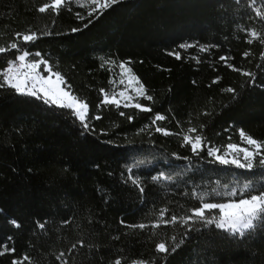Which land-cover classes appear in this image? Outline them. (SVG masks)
I'll return each instance as SVG.
<instances>
[{"label": "trees", "instance_id": "obj_1", "mask_svg": "<svg viewBox=\"0 0 264 264\" xmlns=\"http://www.w3.org/2000/svg\"><path fill=\"white\" fill-rule=\"evenodd\" d=\"M51 2L0 0V47L20 44L0 53V71L24 50L40 53L88 104L89 128L70 108L0 87V251L15 249L0 264L25 255L24 264H264V219L241 235L160 216L228 199L213 190L264 191V167L221 165L207 152L245 146L241 130L264 142V0H119L92 16L91 0H67L58 12L38 11ZM31 32L34 42L15 36ZM121 62L153 97L137 99L151 111L104 102ZM157 114L164 119L153 124ZM184 135H201L202 150L193 153ZM187 161L207 173L174 189L153 181L154 163Z\"/></svg>", "mask_w": 264, "mask_h": 264}, {"label": "snow or ice", "instance_id": "obj_2", "mask_svg": "<svg viewBox=\"0 0 264 264\" xmlns=\"http://www.w3.org/2000/svg\"><path fill=\"white\" fill-rule=\"evenodd\" d=\"M118 2L119 0H103V2H101V0H91V4L94 5V7L91 8V10L88 12V15L92 16L93 13L97 12L102 14L104 10L110 8L112 5ZM65 3H67V0H52L50 4L45 3L40 6L38 11L40 13H44L49 8H51L53 11L58 12L61 6ZM77 16L79 19H84V17L79 13H77ZM89 23H91V20H89ZM85 27H87V25H85ZM72 31H78V29H73ZM252 35L255 36L256 33L253 32ZM15 36L17 40L22 39L24 43L34 42L36 39H38V36L35 32H31L30 34L16 33ZM180 47L188 48L191 47V45L182 44ZM19 48L20 44L18 42H11L7 48L0 47V53H5L11 49ZM201 50L205 51L206 49L202 47ZM172 54H174L177 59L180 58L179 52ZM30 55V52L24 50L22 51V54L16 57L15 60L7 61V67L0 71V87H9L14 89L17 94L30 95L44 99L46 103L55 105L57 107H67L74 109V115H76L81 121L82 126L85 129H88V104L82 100H79L70 91L60 87L61 84L66 85V81H64L60 73H53V70L51 66L48 65L47 61L41 59L26 63V60ZM35 55L39 57L40 53L37 52ZM244 55H248V53L246 52ZM220 59L227 63L226 57H220ZM41 65H43L42 71ZM229 67H231V65H229ZM119 68L121 69L122 74H131L128 81L129 84H132L133 81L139 83V78L132 74L131 68L126 67L125 62H121L119 64ZM43 73H47V75ZM244 74L251 75L250 73ZM53 76H55V79H53ZM120 82L123 83L124 81L121 80ZM215 82L217 81L214 80L213 83ZM101 91L103 92L104 90L101 89ZM135 91L138 96L145 97L149 101L153 99L152 96L146 95V90L144 89L143 84H140V87L135 89ZM228 91L234 92L235 90L228 89ZM117 95L124 97L129 101L132 99V97L126 96L125 92L121 91L119 93H113L111 98L105 94L104 102L115 103L118 105L120 102L116 100ZM124 106H133L141 109L142 111H151L150 108H146L140 103H136L134 105L126 103ZM121 115H123V113H121ZM94 118L99 119V117ZM163 119V116L157 114L152 123L155 124L156 121ZM156 131H163L165 135L172 134L160 127H157ZM189 131L195 133L196 129L192 128ZM240 136L242 138V142L248 145V147H241L238 144L229 143L226 145L223 154H221V150L219 148L208 147V155L213 157L214 160L219 162L221 165H234L239 169L252 170L257 166V164L264 167V142L257 141L250 135H246L243 130H241ZM183 142L184 144L191 145L193 153L199 152L204 147L203 137L201 135H195L194 137L191 135H184ZM257 158L259 159L257 160ZM168 179H171V177H168ZM132 182L137 183V180L133 179ZM213 191L215 195L226 196L228 199L220 203L203 202L199 207L193 208L190 215H187L183 218H178L177 216L173 215L169 220H164L163 217L167 209H163L160 212L161 222L164 224H169L175 223L178 219H180L184 224H188V222L193 219H200L207 224L215 223L218 228L226 229L233 233L239 232L242 235L244 230L254 227L255 221L264 219V191H260L258 193L255 192L251 183H245L239 189L233 187L229 191L223 193L215 192V190ZM201 199H203V197H201ZM216 209L219 210L218 216H212L211 218L206 216V212ZM153 226L159 227V223H155ZM40 227H43V225H40ZM138 227L145 228L147 225L140 224ZM10 239L11 238H9V240ZM2 247L4 250L0 251V255H4L6 252H15L14 248H9L7 246V243L3 244ZM73 247H75V245ZM156 248L158 252H167L169 250L165 242L158 243ZM172 250L174 251L175 248L173 247ZM28 259L29 257L25 255L22 260L14 259L13 264H24V261ZM114 264H121V259H116ZM132 264H149V262L132 261Z\"/></svg>", "mask_w": 264, "mask_h": 264}, {"label": "rangeland", "instance_id": "obj_3", "mask_svg": "<svg viewBox=\"0 0 264 264\" xmlns=\"http://www.w3.org/2000/svg\"><path fill=\"white\" fill-rule=\"evenodd\" d=\"M101 2H103V0ZM33 60H41V58L37 57L36 55H30L27 58L26 63L33 61ZM42 69H43V65H41V71ZM43 74L47 75V73H43ZM130 75L131 74H128V73L122 74L121 69H120L118 78L114 82L112 92L107 94L108 97L111 98L113 93H119L123 91L125 92L126 96L132 97V99L129 101V100H126L124 97H120L119 95H117L116 100L119 101L120 102L119 104L121 105H125L126 103L130 105H134L137 103V99L141 97V96H138L135 91V89L140 87V82L137 83L136 81H133L132 84H129L128 81H129ZM53 79H55V76H53ZM121 80H123L124 82L121 83L120 82ZM60 87L65 88V90L69 91V89L66 87L65 84H61ZM104 101H105V97H104ZM72 110L74 111V109ZM241 147H248V145L241 146ZM221 154H223V152H221ZM214 163H219V162L214 160ZM152 166L154 167V170H155L153 181L162 189H174L176 187H180L185 183V181H187L188 174H190L191 172L194 171L196 172L197 176H203L207 173V170H208L207 166L203 164L193 166V163L191 161H187L184 163H170V164H167L165 162L154 163ZM168 177H171V179H168ZM203 181L205 180H201L202 185L205 186L203 188H207V186H210V183H207V181L206 182H203ZM218 214H219L218 209L211 210L210 212H206V216H208L209 218H211L212 216H218Z\"/></svg>", "mask_w": 264, "mask_h": 264}, {"label": "built area", "instance_id": "obj_4", "mask_svg": "<svg viewBox=\"0 0 264 264\" xmlns=\"http://www.w3.org/2000/svg\"><path fill=\"white\" fill-rule=\"evenodd\" d=\"M19 55H20V54H19ZM17 56H18V55H17ZM17 56H16V57H17ZM16 57H15L14 59H12V60H15V59H16ZM12 60H10V61H12ZM6 67H7V64L4 66V68H3V69H5ZM3 69H2V70H3ZM2 70H1V71H2Z\"/></svg>", "mask_w": 264, "mask_h": 264}]
</instances>
